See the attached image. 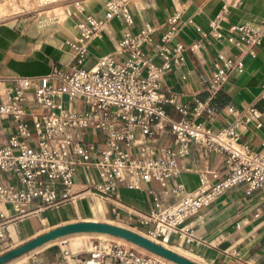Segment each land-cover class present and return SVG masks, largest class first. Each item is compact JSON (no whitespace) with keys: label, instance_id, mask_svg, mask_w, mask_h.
<instances>
[{"label":"built area","instance_id":"built-area-1","mask_svg":"<svg viewBox=\"0 0 264 264\" xmlns=\"http://www.w3.org/2000/svg\"><path fill=\"white\" fill-rule=\"evenodd\" d=\"M59 1L62 0H31L32 12ZM69 1L74 13H83V0ZM226 1L208 20L204 35L253 57V48L264 39V24L260 29L231 24L223 30L219 22L227 14ZM179 18V13H172L166 19V29L154 39L149 24L132 31L133 19L124 0H106L101 19L83 14L75 24V36L64 41L72 54L70 64L53 67L45 76L16 78L5 90L0 121H8L12 132L4 139L0 133V255L9 249L15 223L74 201L78 195L73 191L75 176L81 167L95 171L96 181L84 191L101 202L111 201L119 186L139 190L141 182L154 183L170 195L181 196L177 203L163 207L150 191L152 208L132 219L140 228L139 235L164 248H168L174 235L189 243L191 230L183 225L184 221L231 188L242 185L246 194H264V157L240 142L239 131L244 122L232 107L227 108L232 122L212 129L198 121L205 103L195 99L191 104H181L174 98L164 99L159 93V81L183 63V52L203 49L200 40L187 46L171 44L179 31ZM112 19L121 28L115 54L103 55L87 66L88 43ZM194 31L203 34L199 28ZM217 59L219 64L208 73L210 97L224 84L228 72L242 71L239 60L220 54ZM27 91L32 93L33 108L28 106ZM260 96L264 99V80ZM163 104L171 105L179 119L171 120ZM253 113L249 109L248 118ZM164 130L172 136L170 148L155 153L136 143L138 134L149 137ZM70 131L80 135L99 133L101 147L74 140ZM190 145L216 155L220 170L198 173L195 190L186 193L174 179L188 171L179 162L187 156ZM65 244L66 240L57 244L59 264H165L158 257L122 243L97 240L83 252H71Z\"/></svg>","mask_w":264,"mask_h":264},{"label":"crops","instance_id":"crops-1","mask_svg":"<svg viewBox=\"0 0 264 264\" xmlns=\"http://www.w3.org/2000/svg\"><path fill=\"white\" fill-rule=\"evenodd\" d=\"M106 0H83L82 14L74 13L69 0L32 12L26 9L4 15L0 18V103L6 100L5 90L10 88L16 78H36L47 75L53 67L67 66L72 54L64 41L76 34L75 24L83 14L101 19L103 3ZM132 19V31L136 32L143 24L153 28L154 39L166 29V19L174 12L179 13V31L171 44L178 42L187 46L200 40L203 49L195 52L184 51L183 63L174 66L158 83L159 93L164 99L174 98L181 104H191L193 100L205 103L201 122L212 129L228 126L233 117L227 113L232 107L241 121L240 142L250 150L264 157V99L260 96V84L264 80V39L260 46L254 47L253 57L230 48L224 41H216L204 35L207 22L219 11L223 0H124ZM227 14L220 20L219 26L225 30L229 25H246L260 29L264 24V0H227ZM30 6L32 5L29 0ZM47 14V15H45ZM190 23H187V21ZM199 28L203 34L195 33ZM120 24L112 19L105 22L103 28L87 45V66H92L103 55H114L116 43L120 38ZM149 53H152L150 47ZM234 58L242 64V71L227 73L224 84L216 94L209 96L208 73L219 64L217 55ZM158 63L157 59H154ZM28 106L33 108L32 93L26 92ZM162 108L171 120L179 115L169 104ZM253 109L252 118L248 110ZM12 132L8 121H0V133L6 138ZM74 140L100 148L102 136L99 133L68 132ZM97 141H94V138ZM136 143L147 151L158 152L170 148L172 136L167 130L154 132L149 137L137 135ZM135 148L132 150L134 153ZM94 154L91 153V159ZM187 168L174 182L180 184L186 193L195 190L197 174L203 171H219L220 163L213 153L197 145H190L188 154L180 160ZM96 181L92 168L81 167L75 176L74 201L62 204L53 212L43 210L35 216L23 218L12 226L11 236L29 234L36 229H51L62 224L97 221L114 222L113 225H128L132 229L140 228L133 224L137 215L148 213L152 208L153 191L161 206H170L178 202L181 196H173L151 182H141L139 190H127L119 186L112 200L101 202L87 190L91 182ZM264 194L254 191L246 194L242 185H237L218 197L207 207L188 217L183 225L191 230V240L184 243L172 236L168 248L197 264H264ZM88 208V209H87ZM257 217H254V215ZM91 219V220H89ZM98 222V221H97ZM111 224V223H110ZM235 225H239L236 228ZM121 227V226H120ZM40 232V231H38ZM39 234V233H36ZM235 253V254H234ZM53 253H47L41 264H59ZM171 264V263H168Z\"/></svg>","mask_w":264,"mask_h":264},{"label":"water","instance_id":"water-1","mask_svg":"<svg viewBox=\"0 0 264 264\" xmlns=\"http://www.w3.org/2000/svg\"><path fill=\"white\" fill-rule=\"evenodd\" d=\"M61 100L65 101L66 97L62 96ZM71 234L108 235L123 240L130 245L144 250L150 255L158 257L172 264H197L168 248H164L147 240L133 231L110 223L97 221L72 222L48 229L26 241L25 243L2 253L0 255V264H6L21 255H24L36 248L42 247L48 242Z\"/></svg>","mask_w":264,"mask_h":264},{"label":"rangeland","instance_id":"rangeland-1","mask_svg":"<svg viewBox=\"0 0 264 264\" xmlns=\"http://www.w3.org/2000/svg\"><path fill=\"white\" fill-rule=\"evenodd\" d=\"M8 2H10L12 5H5L3 7V9H9L12 8V6H16L18 9V11H23L26 10L27 8L32 9V6H30L29 0H8ZM0 11H3L2 9H0ZM47 15V14H45ZM94 141H97V138H94ZM51 212H53L54 210L50 209ZM95 220H97L98 222L103 221L104 219L102 218H95ZM107 223V222H106ZM111 224H113L114 222H110ZM115 225V224H114ZM119 226L126 228L130 231H138V230H134L132 229V226H128V225H122L119 224ZM40 231V232H38ZM44 231H46V229H36L35 231H33L32 233L29 234H16L14 237L11 236V242L9 244V249L15 248L23 243H25L26 241L30 240L31 238L37 236L38 234L36 233H43ZM137 233V232H135ZM138 234V233H137ZM66 244L65 246L71 251V252H83L85 250H87V248L89 247L90 242H95L97 240L99 241H104V242H108V241H112V242H117V243H122V244H126L123 243L122 241L113 239V238H109L106 236H91V235H86V236H73V237H69L66 239ZM61 241V240H60ZM59 241L53 242L47 246H43V247H39L36 248L34 250H32V252H28L26 254L19 256L16 259H13L12 262L9 261L8 264H33L34 262H37L38 264H41L40 259L47 255V253H53L54 255V260L56 263H58L59 261V254H58V244ZM136 250V249H135ZM138 251V250H137ZM140 252L144 253V251ZM7 264V263H6ZM166 264V263H165Z\"/></svg>","mask_w":264,"mask_h":264},{"label":"bare ground","instance_id":"bare-ground-1","mask_svg":"<svg viewBox=\"0 0 264 264\" xmlns=\"http://www.w3.org/2000/svg\"><path fill=\"white\" fill-rule=\"evenodd\" d=\"M5 5H12L10 2H8V0H3L1 3H0V9H2L3 11H0V18H2V16H4V15H9V14H11V13H15V12H18V8L16 7V6H12V8H9V9H3V7L5 6ZM88 209V208H87ZM89 220H91V219H89ZM86 235H91V236H106V237H109V238H113V239H116V240H119V241H122L123 243H126L125 241H123V240H120V239H117V238H114V237H111V236H108V235H102V234H71V235H67V236H65V237H63V238H60V239H56V240H54V241H51V242H48V243H46L45 245H43V246H47V245H49V244H51V243H53V242H56V241H60V240H63V239H66V238H69V237H73V236H86ZM125 245H128V246H130V247H132V248H134V249H136V250H138L139 252H140V250L141 251H144V250H142V249H140V248H137V247H135V246H133V245H130V244H128V243H126ZM42 246V247H43ZM32 252V251H31ZM145 252V251H144ZM142 253V252H141ZM176 253V252H175ZM144 254V253H143ZM145 254H148L147 252H145ZM178 254V253H177ZM24 256V255H23ZM12 262V261H11ZM10 263V262H9ZM165 263L166 264H168L169 262H167V261H165ZM8 264V263H7ZM172 264V263H171Z\"/></svg>","mask_w":264,"mask_h":264}]
</instances>
